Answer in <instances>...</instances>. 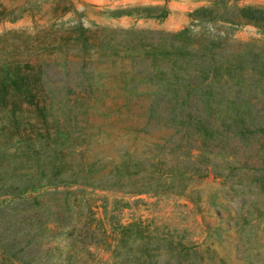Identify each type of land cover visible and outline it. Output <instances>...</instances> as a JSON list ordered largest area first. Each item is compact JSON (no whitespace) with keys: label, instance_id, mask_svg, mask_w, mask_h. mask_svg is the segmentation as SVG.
Here are the masks:
<instances>
[{"label":"rangeland","instance_id":"374dc122","mask_svg":"<svg viewBox=\"0 0 264 264\" xmlns=\"http://www.w3.org/2000/svg\"><path fill=\"white\" fill-rule=\"evenodd\" d=\"M245 6L264 0H0V79L42 62L60 90L0 106V264L109 262L137 224L198 264H264L261 135L233 133L238 105L264 124Z\"/></svg>","mask_w":264,"mask_h":264},{"label":"trees","instance_id":"16d2710c","mask_svg":"<svg viewBox=\"0 0 264 264\" xmlns=\"http://www.w3.org/2000/svg\"><path fill=\"white\" fill-rule=\"evenodd\" d=\"M239 11L241 12L239 18L241 22L252 23L264 29L263 8L245 6ZM254 65L252 69L255 67H257V71H262L261 68L264 69V64L262 66ZM0 69L4 68L0 67ZM42 69V62L7 64L6 72L8 75L2 78L4 80L0 79V106L7 107L9 112L22 110L24 106L30 105L41 111L47 101L53 97V91L59 96L60 90L56 92V88L52 90L45 86V82L42 80ZM245 114L243 106L238 105L233 133H237L241 138H246L252 132L260 134L259 150L263 152L264 124L263 122L255 124ZM30 186L26 185V187ZM14 227L17 229L16 233L23 229L20 220H16ZM131 228V226L122 227L119 231V237L114 235V243L110 249L111 258L109 262L104 261L102 264H198L194 258L189 257L190 247L182 241L181 237L174 239L170 232L153 234L143 224H137L132 231ZM133 238L135 241L129 243ZM81 244L86 243L82 240ZM89 244L92 243L88 242L86 245ZM8 248L5 247L7 250ZM25 264L30 263L25 262ZM65 264L75 263L70 261Z\"/></svg>","mask_w":264,"mask_h":264}]
</instances>
